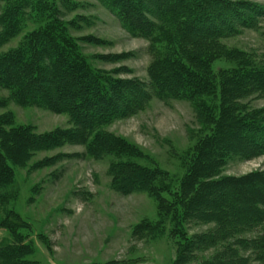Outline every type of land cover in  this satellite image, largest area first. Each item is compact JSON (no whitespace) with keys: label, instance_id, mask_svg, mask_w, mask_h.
Segmentation results:
<instances>
[{"label":"trees","instance_id":"1","mask_svg":"<svg viewBox=\"0 0 264 264\" xmlns=\"http://www.w3.org/2000/svg\"><path fill=\"white\" fill-rule=\"evenodd\" d=\"M48 2L0 0V89L21 107L68 115L72 127L37 134L30 126H16L12 115H0V188L12 184L15 167L25 166L38 152L65 145H82L96 159L106 155L127 159L112 163V188L125 195L149 193L160 214L173 215L176 264H191L197 253L219 244L223 248L217 260L202 264H238L234 257L226 261L230 258L224 256H233L230 240L264 224V172L217 177L231 157L264 155V108L251 109L244 102L264 97V55L258 58L230 49L223 41L250 28L255 16L264 17V5L232 0H100L131 35L150 41L153 61L149 82L144 83L117 78V70L91 68L80 57L76 40L64 35L67 24L58 21L59 11L43 8ZM44 10L51 15L44 17ZM39 16L44 27L26 33L18 47L2 52L29 22H40ZM78 41L102 44L88 38ZM221 59L234 66L215 69ZM152 97L189 102L200 124L201 139L175 193L160 186L164 181L159 170L129 163L140 152L103 129L143 111ZM214 98L218 110L208 102ZM191 222L213 223L215 228L189 237L185 226ZM146 227L152 225L137 229ZM234 243L245 245L240 239ZM11 249L0 250V264H13ZM253 249L262 260L264 238Z\"/></svg>","mask_w":264,"mask_h":264},{"label":"rangeland","instance_id":"2","mask_svg":"<svg viewBox=\"0 0 264 264\" xmlns=\"http://www.w3.org/2000/svg\"><path fill=\"white\" fill-rule=\"evenodd\" d=\"M232 1L264 5V0ZM43 8L59 11L58 21L67 24L64 35L76 40L80 57L91 68L111 73L117 70V78L149 82L148 69L153 61L150 41L131 35L100 0H49ZM47 10L42 12L44 17L51 15ZM39 19L29 22L24 33L2 52L18 47L26 33L42 27L44 20ZM70 22L75 25L70 26ZM46 24L49 26L50 21ZM85 38L102 44L78 41ZM223 44L262 57L264 17L255 16L250 28ZM233 66L224 59L214 63L215 69ZM9 97L0 89V115H12L16 126H30L37 134L72 127L66 114L21 107ZM214 99L208 102L218 110L219 101ZM244 102L251 109L264 108V97ZM103 129L140 152L129 163L162 172L164 183L160 186L171 193L178 190L202 135L189 102L155 97L143 111L116 119ZM126 160L109 155L96 159L87 155L82 145H65L38 152L25 166L15 167L12 184L0 188V250L12 247L13 264H176L178 238L173 234V215L160 214L157 200L149 193L125 195L112 188L111 165ZM256 172H264V155L231 157L217 178ZM147 223L152 227L137 229ZM214 228L213 223L185 226L189 237ZM261 238L264 224L230 240L233 256L225 254L230 258L226 261L234 257L238 264H264V253L259 260L253 249ZM239 239L245 245L234 243ZM222 248L219 244L197 253L191 264L217 260Z\"/></svg>","mask_w":264,"mask_h":264}]
</instances>
